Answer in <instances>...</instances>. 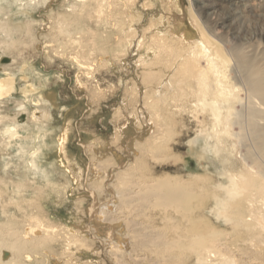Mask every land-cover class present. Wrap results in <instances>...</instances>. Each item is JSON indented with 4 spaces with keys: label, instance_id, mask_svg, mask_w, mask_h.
Segmentation results:
<instances>
[{
    "label": "rangeland",
    "instance_id": "obj_1",
    "mask_svg": "<svg viewBox=\"0 0 264 264\" xmlns=\"http://www.w3.org/2000/svg\"><path fill=\"white\" fill-rule=\"evenodd\" d=\"M103 1L49 0L31 10L15 8L8 16L22 42L11 53L0 51V61L3 56L10 61L18 59L7 66L12 65L9 73L21 81L16 79L13 95L0 105V117L10 116L22 123V117H28L20 143L13 141L10 146L9 139L0 135V175L10 187L4 202L15 198L16 205L8 210L19 219L23 214L17 204L23 203L30 213L34 210L55 225V232L62 237H69L73 231L88 239L86 244L77 240L56 243L45 264H166L143 246L148 242L145 235L153 230L173 238L176 229L162 219L169 208L156 200H151L145 210L139 200L122 206L125 187L119 178L131 179L135 192L154 180L186 182L205 175L206 170L216 175L222 167L213 156L203 159L200 146L190 144L200 131L197 121L184 111L169 116L162 104H154L162 94L160 79L169 73L167 61H159L157 46L192 40L199 36L200 28L205 30L208 21L199 11V0ZM214 1L219 4L218 13L231 19L229 28L213 39L220 48L223 44L232 50L239 45L251 50L264 47V0H234V5L226 0ZM84 3L92 4L86 12L93 11L87 18L91 19L88 25L106 35V52L84 54L78 43L67 37L57 38L61 20L84 9ZM28 23H32V39L27 33ZM4 65L0 62V79L6 77ZM21 104L26 108L21 109ZM163 132L167 139L164 152L158 142L157 150L150 155L140 150ZM35 151L39 165L36 173L28 165ZM17 185H25L26 191L19 194ZM29 201L32 204L26 205ZM103 204L109 218L101 215L98 205ZM2 209L0 205V223L7 220ZM118 249L127 254L120 262L113 255ZM167 264L195 262L183 259Z\"/></svg>",
    "mask_w": 264,
    "mask_h": 264
},
{
    "label": "bare ground",
    "instance_id": "obj_2",
    "mask_svg": "<svg viewBox=\"0 0 264 264\" xmlns=\"http://www.w3.org/2000/svg\"><path fill=\"white\" fill-rule=\"evenodd\" d=\"M48 1L0 0V18L4 17L0 19L2 54L15 51L22 42L17 37L18 30L8 19L14 9L31 10ZM226 1L234 5V0ZM198 2L201 15L204 14L208 21L205 30L198 26L201 29L198 30L200 34L192 40L179 39V43L175 40L178 44L161 43L162 45L157 46L160 52L159 61H167L166 68L169 73L160 79L163 90L159 88L162 94L159 92L161 97L154 104H162L169 116L179 115L184 111L197 121L200 131L190 144L200 146L203 159L207 160L213 156L221 162L222 167L216 175L206 170L205 175L194 176L186 182L154 180L151 185L139 187L135 192L130 185L131 179L127 180L126 176H121L119 180L125 187L123 195L126 198L121 201V205L127 207L133 205V200H139L145 210L151 205V200H156L160 206L169 208L163 213L162 219L168 221L171 228L176 229L173 238H168V234L162 231L153 230L145 235L148 242L143 246L146 247L145 251L148 249L157 258L161 257L160 260L166 264L183 259H194L195 264H264V47H251V50L239 45L232 50L223 44L224 47L220 48L218 41L213 39L221 30L229 28L227 22L231 19L228 21L227 16L218 13L216 7L219 4L214 0ZM84 5L81 11H72L71 16L62 17L61 35L57 38L67 37L74 44L78 43L76 45L84 50V54L92 51L106 52V35L102 36V33L93 30L87 23L91 21H87L89 13L93 12L88 10L87 14V8L92 4ZM100 12L102 13L101 10ZM98 18L101 19L100 15ZM58 19L57 22H60L61 18ZM105 19H102L103 22ZM27 31L32 39V23L27 24ZM56 40L59 43L58 39ZM162 53L164 56H160ZM3 59L0 61L2 64ZM11 59L9 63L12 65L18 60L15 57ZM7 64L4 65L6 77L0 79V105L13 95L18 79H15L12 72L9 73L12 65ZM156 66L158 65L153 67ZM21 72L19 73L22 74ZM156 91L158 94L159 90ZM20 108L26 107L21 104ZM27 117H22L24 123ZM20 122L10 116L0 117V127L5 126L0 135L9 139L10 146L13 141L17 142L22 138L20 132L24 123ZM155 142H158L160 151L164 152V145H167L165 132L158 133L153 140L144 143L140 150L150 155L158 148ZM60 146L62 151L63 145ZM38 151H35L28 161L29 168L34 173L39 170L36 161ZM9 190L7 180L0 175V205L3 207V217L7 218L5 222L0 223V264H45L50 260V251L56 243L77 240L86 244L88 239L78 237V233L74 234L73 231L69 237H62L59 232H55V225L34 210L30 213L28 208L22 206L23 203L17 204L23 214L22 219L13 215L8 208L15 198L11 199V202H4L6 198L8 200ZM15 191L23 193L26 186L17 185ZM27 204L31 205L32 202ZM98 208L101 215L110 217L107 206L98 205ZM106 236L109 237L110 233L107 232ZM118 251L113 255L120 262L127 254L126 251Z\"/></svg>",
    "mask_w": 264,
    "mask_h": 264
},
{
    "label": "water",
    "instance_id": "obj_3",
    "mask_svg": "<svg viewBox=\"0 0 264 264\" xmlns=\"http://www.w3.org/2000/svg\"><path fill=\"white\" fill-rule=\"evenodd\" d=\"M2 61H3V64L9 63L8 59H3Z\"/></svg>",
    "mask_w": 264,
    "mask_h": 264
}]
</instances>
